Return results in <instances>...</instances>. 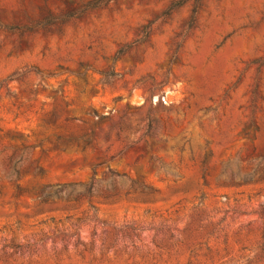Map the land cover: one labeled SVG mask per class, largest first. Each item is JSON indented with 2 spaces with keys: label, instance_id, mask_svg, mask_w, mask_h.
I'll return each instance as SVG.
<instances>
[{
  "label": "rangeland",
  "instance_id": "374dc122",
  "mask_svg": "<svg viewBox=\"0 0 264 264\" xmlns=\"http://www.w3.org/2000/svg\"><path fill=\"white\" fill-rule=\"evenodd\" d=\"M0 264H264V0H0Z\"/></svg>",
  "mask_w": 264,
  "mask_h": 264
}]
</instances>
